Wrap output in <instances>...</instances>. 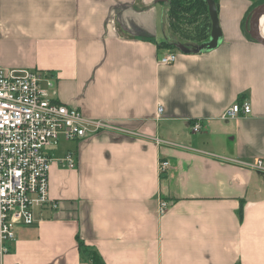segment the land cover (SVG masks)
<instances>
[{"label":"crops","instance_id":"1","mask_svg":"<svg viewBox=\"0 0 264 264\" xmlns=\"http://www.w3.org/2000/svg\"><path fill=\"white\" fill-rule=\"evenodd\" d=\"M251 3L218 0V45L198 50L160 45V0H0V66L46 74L50 100L103 122L48 148L57 208H35L0 264H93L78 240L103 264H264V45L242 29ZM167 52L175 61L160 63ZM243 101L249 114L221 117ZM67 151L72 167L58 162Z\"/></svg>","mask_w":264,"mask_h":264},{"label":"built area","instance_id":"2","mask_svg":"<svg viewBox=\"0 0 264 264\" xmlns=\"http://www.w3.org/2000/svg\"><path fill=\"white\" fill-rule=\"evenodd\" d=\"M175 59V52H167L159 62L171 64ZM50 84L46 74L39 71L0 66V255L9 251L17 227L36 222L35 208H57V201L48 194V148L61 138L78 140L103 127L102 121L88 122L78 110L50 100L46 88ZM161 111L158 106L157 112ZM250 111L246 101L233 103L221 117L228 119ZM198 128L196 124L193 127ZM58 162L67 167L75 165L70 151ZM166 165L161 162V169ZM255 165L263 168L264 161L258 158Z\"/></svg>","mask_w":264,"mask_h":264},{"label":"trees","instance_id":"3","mask_svg":"<svg viewBox=\"0 0 264 264\" xmlns=\"http://www.w3.org/2000/svg\"><path fill=\"white\" fill-rule=\"evenodd\" d=\"M166 8V17L168 26L172 33L176 32L180 35V40L167 39L160 43L167 48L174 49L182 45L181 39H191L196 46H200L210 38V17L208 14V5L206 0H160ZM251 6L247 12V17L242 21V29L245 36L249 39L248 32L245 29V24L248 20L250 12L258 5L264 3V0H251ZM218 11V0H214ZM191 26L190 28H188ZM207 28V31L204 29ZM252 40V39H251ZM193 44V43H192ZM242 215V206L239 208V216ZM78 247L82 259H89L93 264H103L98 254L88 248L83 242L78 240Z\"/></svg>","mask_w":264,"mask_h":264},{"label":"water","instance_id":"4","mask_svg":"<svg viewBox=\"0 0 264 264\" xmlns=\"http://www.w3.org/2000/svg\"><path fill=\"white\" fill-rule=\"evenodd\" d=\"M208 5V14L210 17V38L200 46H194L195 49H213L218 45L219 38L221 37V28L219 25L217 8L214 0H206ZM264 15V3L256 6L248 17V34L252 40L264 45V36L259 30V20Z\"/></svg>","mask_w":264,"mask_h":264},{"label":"rangeland","instance_id":"5","mask_svg":"<svg viewBox=\"0 0 264 264\" xmlns=\"http://www.w3.org/2000/svg\"><path fill=\"white\" fill-rule=\"evenodd\" d=\"M251 13V12H250ZM163 24H164V26H165V30H166V33H167V38L169 39V40H171V39H175L176 41H177V39L178 40H180L179 38H180V35L178 34V33H176V32H174V33H172V31H170L171 29H170V27L168 26V21H167V17H166V15L163 17ZM191 26H189L188 28H190ZM245 29H246V31L248 32V20H247V22H246V24H245ZM205 31H207V28L206 29H204ZM181 40H185V41H183V42H190V43H193V46H195V42H193V40H191V39H181Z\"/></svg>","mask_w":264,"mask_h":264},{"label":"bare ground","instance_id":"6","mask_svg":"<svg viewBox=\"0 0 264 264\" xmlns=\"http://www.w3.org/2000/svg\"><path fill=\"white\" fill-rule=\"evenodd\" d=\"M259 30L260 33L264 36V15L259 20Z\"/></svg>","mask_w":264,"mask_h":264}]
</instances>
